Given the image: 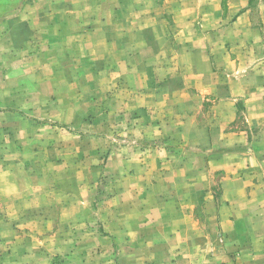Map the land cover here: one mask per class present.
<instances>
[{"label": "rangeland", "instance_id": "rangeland-1", "mask_svg": "<svg viewBox=\"0 0 264 264\" xmlns=\"http://www.w3.org/2000/svg\"><path fill=\"white\" fill-rule=\"evenodd\" d=\"M0 264H264V0H0Z\"/></svg>", "mask_w": 264, "mask_h": 264}]
</instances>
